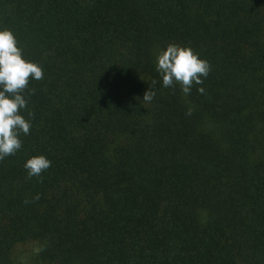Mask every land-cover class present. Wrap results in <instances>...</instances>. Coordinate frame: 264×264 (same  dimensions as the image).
<instances>
[{"label":"trees","instance_id":"obj_1","mask_svg":"<svg viewBox=\"0 0 264 264\" xmlns=\"http://www.w3.org/2000/svg\"><path fill=\"white\" fill-rule=\"evenodd\" d=\"M2 28L43 79L0 160V264H264V0H0ZM169 43L210 65L187 95Z\"/></svg>","mask_w":264,"mask_h":264},{"label":"clouds","instance_id":"obj_2","mask_svg":"<svg viewBox=\"0 0 264 264\" xmlns=\"http://www.w3.org/2000/svg\"><path fill=\"white\" fill-rule=\"evenodd\" d=\"M156 68L162 76L164 87L179 83L186 95L190 93L193 83L201 85V77H207L210 71L209 63L199 58L190 47L175 43H169L157 53ZM30 78L43 79L42 68L23 58L22 50L17 46L16 37L10 29H0V160L15 155L22 146L20 134L27 135L30 131V120L20 114L27 107L24 93ZM152 83L155 85L156 81ZM197 91L203 93L204 89L201 87ZM154 96V91L147 90L143 100L151 102ZM191 112L189 108L187 114L191 115ZM28 116L31 117L32 113L29 112ZM50 166L51 161L44 155L31 156L24 164L29 178L40 176ZM34 199H39V196ZM42 250L36 249L37 253Z\"/></svg>","mask_w":264,"mask_h":264}]
</instances>
